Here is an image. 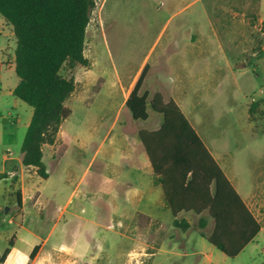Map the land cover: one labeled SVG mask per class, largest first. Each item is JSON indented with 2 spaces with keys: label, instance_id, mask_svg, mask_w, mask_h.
I'll use <instances>...</instances> for the list:
<instances>
[{
  "label": "crops",
  "instance_id": "1",
  "mask_svg": "<svg viewBox=\"0 0 264 264\" xmlns=\"http://www.w3.org/2000/svg\"><path fill=\"white\" fill-rule=\"evenodd\" d=\"M1 19L0 86L4 82L6 71L9 72L6 69L13 67L15 72L16 48L11 25L3 17ZM245 24H250L249 19L246 18L240 23L242 32L239 33L235 26L233 29L225 27L224 33L231 44L236 45L237 36L243 37L246 43L253 44L248 29H243ZM213 32L218 34L215 29ZM204 34L203 31L198 32L194 18L192 20L188 16L187 19L180 20L173 35L162 46L156 58L152 59L147 55L132 77L126 81L120 77L116 79L118 91L116 95H111V99L114 98L111 108L100 110L98 117L92 123L87 121L77 134L72 135L65 127L66 121L73 114L71 107L65 103L71 111L70 116L61 124L54 143L44 144L42 148L43 161L48 172V177L44 179L45 209L52 212L49 230L46 236L41 238L29 231L22 234L25 227L20 224L19 231L13 235L14 245L2 264H27L31 249L40 244L50 259L56 256L66 257L69 254L73 258L88 262L112 259L114 256L104 243L108 237L101 230L104 226H107L105 230L110 231L115 238L133 241L134 233H139L140 246L137 249L133 246L128 252L130 256L135 253L139 257V264H161L156 260L159 255L169 256L170 248L178 246L187 248L191 243H194L199 251L185 253L183 254L185 258L196 259L202 254V248L209 249L211 254L215 253L216 248L208 244L206 239L213 233L214 220L208 211L199 215L192 211H181L176 217L173 216L162 182L164 176L160 171L157 173L154 171L140 139V131H157L163 123L162 115L153 111L150 105L156 94L161 95L163 103L173 101L180 108L212 158L257 219L250 202L260 197L264 190L259 187L246 190L233 176L223 146L214 134L217 127L207 123L206 109L201 105L209 98L210 84L215 82L218 83L215 89L219 90L220 97H227V85L231 82L236 83L241 76L247 75L250 66H257L254 59H259L257 55L260 46H198L205 41ZM142 74L138 96L147 94L148 118L135 120L127 101ZM18 83L19 78L4 92L0 89L2 91L0 97L1 95L15 97L13 91ZM236 94L240 98L244 96L240 87L237 88ZM198 98H202L203 102H198ZM252 98L254 97H251V101ZM255 100L257 109L264 112V98ZM20 101L15 97L13 104L21 108ZM251 101L246 104L249 121ZM32 114L31 108L24 125L25 134ZM8 118H12V113L5 110L0 98L1 123L4 124L3 121ZM19 121L20 115L17 114L16 121L14 124L11 123L9 130L0 126V139L18 132ZM72 148L75 152L70 154ZM22 158V152L19 157L13 156L11 151L2 155L0 175L7 176L0 179L2 220L10 213L9 221L14 222L19 216L18 213H14L16 206L22 210L28 201L39 198V193L35 191L34 196L31 194L27 200L21 172L24 168H32L36 173V169L23 166ZM161 169L166 174L167 184H170L176 178L175 170L169 162H164ZM8 181L11 183L7 184ZM75 198L77 203L72 208ZM43 209L44 206L40 211ZM76 210H91L94 215L80 223L76 221L78 217ZM104 213L109 220L108 224L102 221L105 218ZM201 217L207 221L204 229L198 227ZM175 219L188 222L190 227L187 230L175 227ZM192 228L198 229L196 234H191ZM206 228H212L211 233H207ZM262 230L261 225L258 235L244 250L257 241ZM57 236H61L62 240L56 241ZM99 236L103 245H98L99 241L95 240ZM67 237L71 238L68 242L64 241ZM19 244L22 245L23 252L17 250ZM207 245H211V248H207Z\"/></svg>",
  "mask_w": 264,
  "mask_h": 264
},
{
  "label": "rangeland",
  "instance_id": "2",
  "mask_svg": "<svg viewBox=\"0 0 264 264\" xmlns=\"http://www.w3.org/2000/svg\"><path fill=\"white\" fill-rule=\"evenodd\" d=\"M188 16L192 20L195 19L198 32L205 33V41L198 46H260L257 55L259 59H254L257 66H250L247 75L241 76L236 83L227 85L228 96L220 97L219 90L215 89L218 83H212L208 92L209 98L201 107L206 109L207 123L217 127L214 134L223 146L236 180L246 190L250 191L256 187L264 190V112L257 110L252 116V121H249L246 105L251 101V97L257 100L264 98V93H260L264 92V0H97L85 34L84 55L89 62L88 66L77 65L72 69L65 66L61 71L63 76L74 78L75 81V90L66 101L73 114L66 121L65 127L72 135L77 134L87 121L92 123L98 117L100 110H109L114 100L111 95H116L118 91L116 79L120 77L126 81L132 77L147 55L152 59L156 58L162 46L173 35L177 23ZM246 18L250 24L243 25V29H248L253 44L246 43L240 36H237L236 45L231 44L224 33L225 27L233 29L235 26L238 33L242 32L240 23ZM213 28L217 35L214 34ZM209 53L211 54V51ZM6 70L9 72L6 71L4 82L0 86L3 92L18 80L13 67ZM239 87L244 95L242 98L236 96ZM2 91L0 90V94ZM0 98L5 110L12 113V118L4 120V124L0 120L1 128L9 130L11 123L16 121V115H20L19 131L8 138L0 139L1 163L2 155L7 151H11L15 157L21 155L24 125L31 107L20 101L22 107L17 108L13 104L15 97L12 96L1 95ZM197 101L203 102L202 98ZM71 150L70 154L75 152L74 148ZM21 173L27 200L31 194L34 196L35 191L39 193V198L28 201L22 210L16 206L14 213L19 216L14 222L9 221L10 213L6 214L3 220V216L0 218V258L12 236L19 231L20 224L25 227L22 234L29 231L44 238L52 222V212L45 209V180L32 168H24ZM76 203L77 198L74 199L72 208ZM250 205L263 230L257 241L237 257L228 258L217 249L211 254L209 249L202 248V254L196 259L185 258L183 254L199 251L194 243H191L187 248H170L169 256L159 255L156 260L161 264H264V192L252 200ZM42 206L44 209L40 211ZM75 213L78 216L76 221L80 223L94 215L91 210H76ZM103 216L105 218L102 221L108 224L106 214ZM106 227L101 230L108 235L104 243L114 256L112 259L88 262L73 258L70 254L50 259L40 244L37 255L33 260H28L27 264H139L140 259L135 253L131 256L128 254L133 246L136 249L140 246L139 233L135 232L133 241H130L115 238L110 231L105 230ZM197 231V228H192L191 234H196ZM211 231L212 228H206L207 233ZM70 239L67 237L64 241L68 242ZM61 240V236L56 237V241ZM95 240L99 241L98 245H103L100 236ZM207 246L211 248V245ZM33 249L34 247L30 254ZM17 250L24 251L20 244Z\"/></svg>",
  "mask_w": 264,
  "mask_h": 264
},
{
  "label": "trees",
  "instance_id": "3",
  "mask_svg": "<svg viewBox=\"0 0 264 264\" xmlns=\"http://www.w3.org/2000/svg\"><path fill=\"white\" fill-rule=\"evenodd\" d=\"M97 0H0V16L12 27L16 39L15 72L19 83L13 95L33 109L24 136L22 165L36 169L46 179L43 145L53 144L61 124L71 111L65 103L75 90L74 78L61 74L65 66H88L84 55L86 28ZM140 76L127 106L135 120H146L147 94L138 96ZM151 108L163 117L157 131H140V139L148 153L154 171L164 176L162 182L174 217L181 211L201 214L208 211L214 220L213 233L207 241L228 258L237 257L254 240L261 224L247 208L239 194L173 102L163 103L160 94L151 100ZM257 103L249 106L250 121L257 113ZM169 162L176 172L170 184L161 169ZM7 177L0 175V179ZM189 177V178H188ZM212 186L214 189L212 190ZM21 207V200L19 199ZM207 221L200 218L198 227ZM174 226L187 230L184 220H174ZM204 235V234H203ZM14 245V236L1 256L4 262ZM40 249L36 245L29 259Z\"/></svg>",
  "mask_w": 264,
  "mask_h": 264
},
{
  "label": "built area",
  "instance_id": "4",
  "mask_svg": "<svg viewBox=\"0 0 264 264\" xmlns=\"http://www.w3.org/2000/svg\"><path fill=\"white\" fill-rule=\"evenodd\" d=\"M251 103H256V100L254 99V98H252V101H251ZM263 255H264V249H263Z\"/></svg>",
  "mask_w": 264,
  "mask_h": 264
}]
</instances>
